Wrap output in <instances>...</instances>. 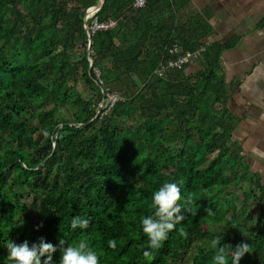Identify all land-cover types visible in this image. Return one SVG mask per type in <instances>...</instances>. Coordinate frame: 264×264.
<instances>
[{"label":"trees","instance_id":"trees-1","mask_svg":"<svg viewBox=\"0 0 264 264\" xmlns=\"http://www.w3.org/2000/svg\"><path fill=\"white\" fill-rule=\"evenodd\" d=\"M133 1H105L99 21L118 26L92 34L90 72L84 17L99 0H0V264H13L8 242L41 238L57 248L53 264L60 240L67 247L82 238L102 253L100 264H212L214 238L221 247L248 243L240 264H264L263 178L232 140L241 119L229 110L221 66L231 44H202L209 21L190 18L186 28L175 1L143 9ZM79 44L84 56L75 61L70 49ZM174 45H206L203 63L194 73L191 65L156 76ZM102 88L121 99L99 111ZM66 106L71 117L58 118ZM165 181L192 197L195 214L182 213L163 247L151 250L141 219L154 215L153 194ZM239 189L242 209L224 206L221 197ZM76 216L89 227L72 228ZM255 218L262 224L250 228Z\"/></svg>","mask_w":264,"mask_h":264},{"label":"crops","instance_id":"crops-1","mask_svg":"<svg viewBox=\"0 0 264 264\" xmlns=\"http://www.w3.org/2000/svg\"><path fill=\"white\" fill-rule=\"evenodd\" d=\"M172 12L189 25L206 18L213 28L202 44H231L221 56L229 110L241 119L233 132L253 172L264 170V0H171ZM188 73L199 67L192 66ZM255 170H254V169ZM264 182V179H263Z\"/></svg>","mask_w":264,"mask_h":264},{"label":"clouds","instance_id":"clouds-1","mask_svg":"<svg viewBox=\"0 0 264 264\" xmlns=\"http://www.w3.org/2000/svg\"><path fill=\"white\" fill-rule=\"evenodd\" d=\"M151 207L154 215L145 216L141 219L142 230L148 238V247L151 250H159L169 239V234L177 230V225L185 219V212L195 214L194 201L191 196L182 197L181 188L177 183L165 181L153 194ZM210 211V210H209ZM90 221L79 216L73 217L72 228L87 229ZM42 227V225L40 226ZM179 235L187 237L183 227L178 229ZM65 240H60L61 258L59 264H100L102 253L90 245L87 238L79 239L63 247ZM218 238L211 241L212 248L216 249L212 257V264H240V260L246 253H251V245L241 243L233 248L231 245L220 246ZM111 248L116 247L115 240H109ZM6 247L9 250L7 259L13 264H53V254L57 248L44 238L38 244L29 245L28 241L22 244L8 242ZM153 251H145L144 257L147 260L153 258ZM47 257L46 259H42Z\"/></svg>","mask_w":264,"mask_h":264},{"label":"built area","instance_id":"built-area-1","mask_svg":"<svg viewBox=\"0 0 264 264\" xmlns=\"http://www.w3.org/2000/svg\"><path fill=\"white\" fill-rule=\"evenodd\" d=\"M150 0H134L133 8L134 9H143L147 7ZM98 13L95 12L91 15L89 21L91 20V32L95 34L97 31H109L114 30L118 26V22L113 19H108L105 22H100L98 19ZM169 54L174 58L169 59L166 64L161 65V69L156 71V76L163 77L165 72L169 69H182L187 66L201 65L204 60V55L207 53V46L203 45L197 48L196 50H183L180 46L174 45L167 49ZM167 60V59H166ZM98 78L100 79V72H98ZM106 93L105 102H108L109 105L106 108H112L120 99V94L116 91L110 92L103 88Z\"/></svg>","mask_w":264,"mask_h":264},{"label":"rangeland","instance_id":"rangeland-1","mask_svg":"<svg viewBox=\"0 0 264 264\" xmlns=\"http://www.w3.org/2000/svg\"><path fill=\"white\" fill-rule=\"evenodd\" d=\"M70 52L73 55L72 58L75 61L80 60L84 56V49L81 47V44H79V46H77L75 49H70ZM77 90L80 93H83L84 95H86V97H87V95H89V92H87V87L85 86L84 82L79 83V85L77 86ZM108 105H109L108 102H105L104 104L101 103L99 111H100V109L103 110ZM71 114H72L71 109L69 108V106H66V107H63V108L60 109V112L57 113V117L68 120L71 117ZM242 156L246 157L245 151H243ZM261 171H262V178L264 179V170L262 169ZM11 176H13V178H14V174H11ZM242 192L243 191H241L239 189V190L231 193L230 195H227V197L226 196L221 197L222 204L224 206H230V207L235 208L237 210H241L243 205H244V199H243V196H242ZM27 202L28 203H32L31 200H27ZM247 204L249 205V207H251V200L250 199L247 200ZM261 224L262 223L257 218H255L253 221H251L249 226L251 228V227H254V226L261 225Z\"/></svg>","mask_w":264,"mask_h":264},{"label":"water","instance_id":"water-1","mask_svg":"<svg viewBox=\"0 0 264 264\" xmlns=\"http://www.w3.org/2000/svg\"><path fill=\"white\" fill-rule=\"evenodd\" d=\"M105 1L106 0H99V2H98V4L96 5V6H93V7H91L90 9H88L87 11H86V14H85V17H84V21H85V29H86V31H87V34H88V40H89V47H88V52H89V60H90V72H91V70H92V68H93V65H94V63H95V60H94V58L91 56V47H92V44H93V38H92V32H91V29H90V27H89V19H90V17H91V15L92 14H94L95 12H99L102 8H103V6H104V4H105ZM100 84V83H99ZM101 86V85H100ZM102 91H103V93H104V96L106 95V93H105V90L102 88ZM103 104L105 103V99H104V101L102 102ZM100 108V107H99ZM101 110V109H100Z\"/></svg>","mask_w":264,"mask_h":264}]
</instances>
